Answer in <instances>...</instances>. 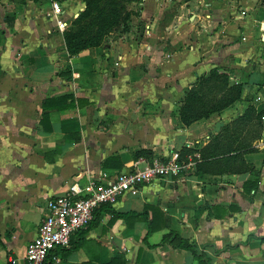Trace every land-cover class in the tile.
<instances>
[{"label":"crops","instance_id":"obj_1","mask_svg":"<svg viewBox=\"0 0 264 264\" xmlns=\"http://www.w3.org/2000/svg\"><path fill=\"white\" fill-rule=\"evenodd\" d=\"M81 4L63 2L70 15ZM133 4L140 15L129 33L70 56L50 0H0V264H26L48 202L75 183L113 180L132 170L139 151L169 157L204 148L252 105L264 115L263 0ZM215 67L243 84L242 99L184 126L186 92ZM64 96L74 102L46 104ZM262 125L257 151L244 155L255 173L214 175L213 160L200 169L195 153L178 176L99 207L56 253L60 262L46 264L121 256L127 264H264L263 118Z\"/></svg>","mask_w":264,"mask_h":264},{"label":"trees","instance_id":"obj_2","mask_svg":"<svg viewBox=\"0 0 264 264\" xmlns=\"http://www.w3.org/2000/svg\"><path fill=\"white\" fill-rule=\"evenodd\" d=\"M54 1L63 3L67 0ZM82 2L85 5L84 11L63 33L66 49L70 56H76L85 50L102 46L118 30L123 35L129 33L133 17L140 15L139 10H129L128 5L139 3L141 0H82ZM243 92V84L232 83L229 74L221 72L218 67H215L209 75L198 77L193 87L186 92L183 105L178 111L180 121L184 126L190 127L195 123L209 120L240 101ZM70 98L74 102V98L64 96L55 100L50 99L46 101V104L52 102L65 104ZM46 107L47 105L44 103V108ZM68 107H74V103H69ZM45 114L44 111V118ZM263 116V112L257 113L254 105L250 106L243 116L223 127L206 147L201 149L182 148L179 151V162L182 165L188 164L192 161L190 158L193 157L194 160L197 158L195 153H199L201 163L198 168L201 169L205 161L211 158L214 175L255 173V168L247 164L244 155L257 151L253 144L262 137ZM244 133L245 138L241 139L240 136ZM238 140L239 143L236 145ZM142 157L148 161L155 158L148 151H139L135 154L136 159ZM149 209L151 208L148 207L147 210ZM152 225L151 220L150 226ZM151 231H153V227H150ZM171 235H174L178 240L180 248L194 252L189 241L173 233L167 236ZM109 264H127V259L121 256Z\"/></svg>","mask_w":264,"mask_h":264},{"label":"built area","instance_id":"obj_3","mask_svg":"<svg viewBox=\"0 0 264 264\" xmlns=\"http://www.w3.org/2000/svg\"><path fill=\"white\" fill-rule=\"evenodd\" d=\"M51 1V14L56 28L64 33L84 11L85 5L70 15L61 2ZM264 119V117H263ZM179 151L169 157H155L152 161L137 160L131 171L118 175L113 180L90 179L85 185L75 183L66 194L48 202V215L42 222L37 237L28 245L26 264H44L50 258L56 263V254L71 245L74 235L88 228L95 212L102 205H114L129 191L150 185L158 180L178 176L184 169L179 162ZM16 264V260L11 261Z\"/></svg>","mask_w":264,"mask_h":264},{"label":"rangeland","instance_id":"obj_4","mask_svg":"<svg viewBox=\"0 0 264 264\" xmlns=\"http://www.w3.org/2000/svg\"><path fill=\"white\" fill-rule=\"evenodd\" d=\"M63 4V3H62ZM138 8V4L134 5V4H130L128 5V9L131 10V11H138L136 10ZM75 18H73L72 21H74ZM121 31H116L115 33H113L110 37H115V38H118L120 37L121 35H123L122 33H120Z\"/></svg>","mask_w":264,"mask_h":264},{"label":"water","instance_id":"obj_5","mask_svg":"<svg viewBox=\"0 0 264 264\" xmlns=\"http://www.w3.org/2000/svg\"><path fill=\"white\" fill-rule=\"evenodd\" d=\"M263 42H264V35H263V38H262Z\"/></svg>","mask_w":264,"mask_h":264}]
</instances>
